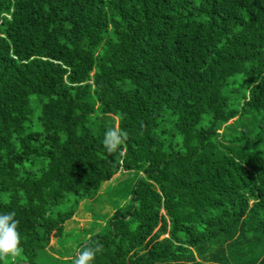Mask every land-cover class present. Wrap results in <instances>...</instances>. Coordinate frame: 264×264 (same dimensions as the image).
Returning a JSON list of instances; mask_svg holds the SVG:
<instances>
[{"label": "trees", "instance_id": "1", "mask_svg": "<svg viewBox=\"0 0 264 264\" xmlns=\"http://www.w3.org/2000/svg\"><path fill=\"white\" fill-rule=\"evenodd\" d=\"M119 173L127 204L76 241L104 245L92 264H264V0H0V213L21 234L0 264L43 262Z\"/></svg>", "mask_w": 264, "mask_h": 264}, {"label": "rangeland", "instance_id": "2", "mask_svg": "<svg viewBox=\"0 0 264 264\" xmlns=\"http://www.w3.org/2000/svg\"><path fill=\"white\" fill-rule=\"evenodd\" d=\"M131 185H133L131 180H128L119 173L112 180L104 183L95 198L82 201L80 206H78L79 208L74 219L66 222V239L57 240L54 247L49 251L48 256L40 264H60L57 258H63V254H66V257H68V253L73 248H76L78 236L84 231V227L90 226V223L93 222V217H95L93 215L96 212H112L117 206L127 204L130 198ZM99 221L102 220L99 218ZM262 247H260V250L264 249V246Z\"/></svg>", "mask_w": 264, "mask_h": 264}, {"label": "clouds", "instance_id": "3", "mask_svg": "<svg viewBox=\"0 0 264 264\" xmlns=\"http://www.w3.org/2000/svg\"><path fill=\"white\" fill-rule=\"evenodd\" d=\"M128 140L123 128L110 125L106 128L102 145L110 155L119 153ZM19 220L14 211L0 213V258L20 254L21 234ZM104 245L89 236L86 242L73 250V264H92L97 254L102 253Z\"/></svg>", "mask_w": 264, "mask_h": 264}]
</instances>
